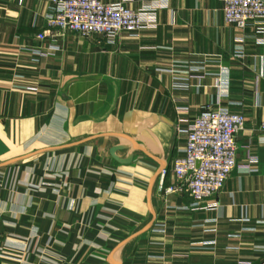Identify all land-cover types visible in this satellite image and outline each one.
<instances>
[{
	"label": "crops",
	"instance_id": "crops-1",
	"mask_svg": "<svg viewBox=\"0 0 264 264\" xmlns=\"http://www.w3.org/2000/svg\"><path fill=\"white\" fill-rule=\"evenodd\" d=\"M99 1L145 27L40 41L51 4L0 0V264H264V23L239 31L217 0ZM206 105L245 128L193 207L160 172L174 184L178 130Z\"/></svg>",
	"mask_w": 264,
	"mask_h": 264
},
{
	"label": "built area",
	"instance_id": "built-area-1",
	"mask_svg": "<svg viewBox=\"0 0 264 264\" xmlns=\"http://www.w3.org/2000/svg\"><path fill=\"white\" fill-rule=\"evenodd\" d=\"M44 1L51 4V11L46 16L44 29L35 36L40 41L56 38L64 32H74L82 37L99 34L109 43H114L120 34H135L145 27L141 14L122 3ZM217 1L222 6L224 22L239 31H244L250 23H264V0ZM241 42L243 39L239 38L238 43ZM257 42L262 43L263 39H257ZM235 56L241 57L242 51L238 50ZM244 128L245 117L241 113L215 110L211 105L202 106L188 127L178 130L185 136V145L183 155L174 160L170 170L174 184L164 185L169 174L165 168L160 172L159 188L165 194L185 192L193 207L216 197L235 169L236 137ZM258 130L264 131V121L259 123Z\"/></svg>",
	"mask_w": 264,
	"mask_h": 264
}]
</instances>
